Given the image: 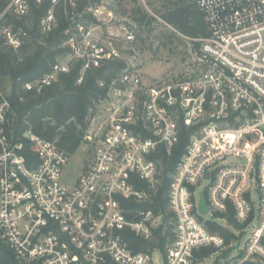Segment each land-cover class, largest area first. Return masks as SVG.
<instances>
[{
  "label": "built area",
  "instance_id": "built-area-1",
  "mask_svg": "<svg viewBox=\"0 0 264 264\" xmlns=\"http://www.w3.org/2000/svg\"><path fill=\"white\" fill-rule=\"evenodd\" d=\"M195 2L209 29L207 37L196 38V79L148 91L127 68L110 89L119 86L117 93L125 102L118 103L92 160L69 185L64 178L72 156L31 129L25 131V140H15L11 102L0 89V239L20 262L157 264L155 253L161 249L150 247L165 223L171 229L161 251L165 264H193L194 252L210 246L222 257L236 239L227 245L207 221H219L215 214L231 206L237 221L247 223L243 231L251 230L241 249L248 256L241 262L253 261L248 258L253 255L264 264V0ZM10 7L25 15L28 2L12 0ZM98 12L94 9L96 16ZM42 24L45 31L54 26L52 8ZM93 30L79 25L66 42L71 58L85 61L84 69L119 57L116 48L90 38ZM0 37L8 47L21 45L19 35L1 22ZM124 37L133 42V30H126ZM68 71V62H59L24 87L40 92ZM142 95L148 100L140 104ZM178 111L193 130L172 175L167 220L147 208L150 194L137 183L158 181L157 165L149 155L159 144L171 152L178 143ZM140 118L148 123L151 136L144 138L133 129ZM207 180L202 194L210 211L203 216L197 191ZM144 244L146 249H136Z\"/></svg>",
  "mask_w": 264,
  "mask_h": 264
},
{
  "label": "trees",
  "instance_id": "trees-1",
  "mask_svg": "<svg viewBox=\"0 0 264 264\" xmlns=\"http://www.w3.org/2000/svg\"><path fill=\"white\" fill-rule=\"evenodd\" d=\"M11 1L0 0V22L19 35L21 45L17 49L8 47L0 37V89L11 102L13 137L23 140L25 131L31 129L73 156L85 143L99 104L109 98L113 82L129 68L128 62L120 57H112L103 59L99 66L84 69L83 59L71 58L72 49L66 42L78 32L79 25L88 28L98 23L94 9L101 6L102 0H59L57 3L52 0H27L28 11L25 15L16 14L10 7ZM166 7L163 19L182 34L191 38L209 35L208 25L195 0H171ZM51 8L55 24L50 31H45L42 21ZM145 17L143 13L137 19L139 26L133 28L134 31L144 25ZM62 57L67 58L68 72H60L58 78L40 92L24 87L25 83L36 81L50 72L55 64L62 62ZM146 99V95L139 97L140 104ZM139 110L140 114L143 113L142 105ZM178 114V143L171 152L166 150L164 144H159L149 155V159L157 165L158 181L151 184L141 180L137 183L139 189L144 188L150 194L151 202L147 203V208L164 214L167 220L170 216L167 196L172 175L186 152L193 130L183 121L179 111ZM148 127L145 119L140 118L133 129L146 138L151 136ZM26 145L25 155H28L31 147L27 141ZM215 217L224 218L236 231H242L247 225L237 221L231 206L226 213H216ZM209 227L224 236L227 245L236 239L231 229L216 222L210 221ZM170 234V226L163 224L155 244L162 252H165L166 239ZM146 246L139 245L136 249H146ZM153 247L154 244L150 249ZM216 253L217 249L211 246L198 249L194 252L193 264H199ZM242 258L241 254L236 255L219 264H261L249 260L241 262ZM0 264L26 263L20 262L0 239Z\"/></svg>",
  "mask_w": 264,
  "mask_h": 264
},
{
  "label": "rangeland",
  "instance_id": "rangeland-1",
  "mask_svg": "<svg viewBox=\"0 0 264 264\" xmlns=\"http://www.w3.org/2000/svg\"><path fill=\"white\" fill-rule=\"evenodd\" d=\"M170 2L171 0H102L97 13L98 23L88 27L94 28L90 37L93 41L117 49L119 57L125 59L132 69L131 74L138 77L144 89L148 91L195 80L200 71L193 57V52L200 41L182 34L162 17ZM143 13L146 15L142 22L144 25L134 31L133 28L139 26L137 19ZM126 30L135 32L133 42L126 41L124 37ZM66 60V57H62L61 61ZM118 87L111 90L109 98L99 104L85 143L66 166L65 184L74 182L82 169L92 160L99 138L104 135V130L109 129L110 116L115 112L118 103L125 102V96L117 93ZM208 183L207 180L198 188V196H201ZM254 197L257 201L259 197L257 189ZM217 219L219 221L216 223L238 233L233 245L230 246L234 248L232 256L240 254L243 258L248 256L241 249L245 246L251 230L235 231L228 221ZM209 223L210 221H207L208 227ZM153 244L155 245L156 241H152L151 246ZM248 258L253 261L256 259L253 255H249ZM155 259L157 264H165L164 255L159 250L155 253ZM222 261L221 254L216 253L199 264H219Z\"/></svg>",
  "mask_w": 264,
  "mask_h": 264
},
{
  "label": "water",
  "instance_id": "water-1",
  "mask_svg": "<svg viewBox=\"0 0 264 264\" xmlns=\"http://www.w3.org/2000/svg\"><path fill=\"white\" fill-rule=\"evenodd\" d=\"M199 210L203 216L207 215L210 211V207L207 204V199L204 194L201 195V198L199 200ZM164 220V219H162ZM234 248L231 247L230 249L226 250L222 256L223 261L227 260L229 256L232 254Z\"/></svg>",
  "mask_w": 264,
  "mask_h": 264
}]
</instances>
